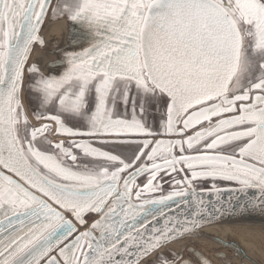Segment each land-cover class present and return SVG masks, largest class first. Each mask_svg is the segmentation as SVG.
<instances>
[{"label": "water", "instance_id": "95a60500", "mask_svg": "<svg viewBox=\"0 0 264 264\" xmlns=\"http://www.w3.org/2000/svg\"><path fill=\"white\" fill-rule=\"evenodd\" d=\"M241 223H264V0H0V264H216L171 247Z\"/></svg>", "mask_w": 264, "mask_h": 264}, {"label": "rangeland", "instance_id": "374dc122", "mask_svg": "<svg viewBox=\"0 0 264 264\" xmlns=\"http://www.w3.org/2000/svg\"><path fill=\"white\" fill-rule=\"evenodd\" d=\"M60 3L64 4L66 2H60ZM51 25H52V21L50 22L48 27L44 30L47 36L49 35V33H51L50 31L52 30L57 33L62 32V27H53L52 29H50ZM64 30H65L64 32L66 33L67 32L66 28H64ZM62 40H63L62 38L57 39L58 44L61 45ZM246 47L244 49V56H245V59L247 60L248 52L246 50L247 49ZM37 59L40 62L39 64H41V66H44L46 68L47 63L53 58L49 56L48 51H42V52L37 53ZM253 71H254V68L249 63L245 62V60H243L241 70L239 72L237 80L232 87L233 90H236V87H237L236 85H239V83L241 84L240 87L243 88L245 82L248 80L249 77L252 76ZM31 85H32V81L29 80L27 82V92L28 93L25 96V103L27 104L29 112H31V110L32 112H37L38 106H36V104L33 101H31L32 96L29 94ZM50 139L55 140V141H60V140L66 141L67 140L62 137H56L53 133L50 134ZM95 219H96V216H93V215L89 216L87 219L88 226L92 225ZM215 238L221 239L228 243H235L239 245L248 257V260L246 261L245 264H264V245L262 244L263 243L262 239L252 238L251 236L244 235L237 230L235 231L234 228L232 227H226L224 225L211 227V228L202 230L200 233L196 234V236L193 235L192 237L187 238L189 240L178 242L174 244L171 248L172 249L174 248L172 251H175L178 254L183 252V254H185L186 257L188 256L186 253L187 249L190 247L194 248L195 250H198L204 253L207 257H210V259H212L216 264H228V262H230L231 264H243L237 257H235L232 250H226L220 247L219 245H216L212 243L211 241H209L210 239H215ZM248 238L249 239L251 238V240H249ZM190 239H194V240H190ZM219 253L220 255L221 254L222 255L220 256ZM163 254L164 255L159 256L156 259L154 258L156 257L157 254L154 255L153 257H151L150 260H148L149 261L148 264H156L159 258L161 257L162 258L165 257L167 259H175L174 255L170 251H166ZM189 257L192 261H194L193 256H189ZM194 262L195 264H199L197 261H194ZM143 264H147V261L146 263L144 262Z\"/></svg>", "mask_w": 264, "mask_h": 264}, {"label": "bare ground", "instance_id": "6f19581e", "mask_svg": "<svg viewBox=\"0 0 264 264\" xmlns=\"http://www.w3.org/2000/svg\"><path fill=\"white\" fill-rule=\"evenodd\" d=\"M64 22H65L64 27L66 29L67 28H70L69 27V20L64 21ZM224 226H226V227H232V228H234L235 231L237 230V231L241 232L244 235L251 236L252 238L262 239V241H263L262 244L264 245V223H241V224H230V225H224ZM249 240H251V238ZM233 253H234V251H233ZM219 255H220V253H219ZM237 258L243 264H245L246 261L248 260V257H247V255H246V253L244 251H243V258H239V257H237ZM150 259H151V257L148 260H150ZM148 260H146L147 261V264L149 262ZM146 261H145V263H146Z\"/></svg>", "mask_w": 264, "mask_h": 264}, {"label": "crops", "instance_id": "0c3cea01", "mask_svg": "<svg viewBox=\"0 0 264 264\" xmlns=\"http://www.w3.org/2000/svg\"><path fill=\"white\" fill-rule=\"evenodd\" d=\"M64 21H67V20H62L60 18H56L55 16H53V19H52V25L50 27V29H52L53 27H62V32L60 33H57V32H54L53 30L50 31L51 33H49V35L47 36L48 40H51V42H53V40H57V39H60L62 38V44L61 46L65 45L67 43V41L69 40V34H70V28H67V32L65 33L64 31V24L65 22ZM47 31V30H46ZM55 37V38H54ZM60 45V44H59Z\"/></svg>", "mask_w": 264, "mask_h": 264}]
</instances>
